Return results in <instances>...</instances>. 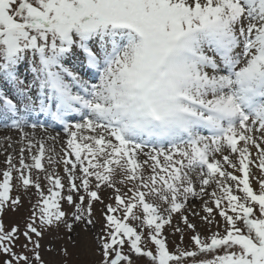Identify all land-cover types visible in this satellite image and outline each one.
<instances>
[{
	"label": "snow or ice",
	"instance_id": "obj_1",
	"mask_svg": "<svg viewBox=\"0 0 264 264\" xmlns=\"http://www.w3.org/2000/svg\"><path fill=\"white\" fill-rule=\"evenodd\" d=\"M0 117L20 136L0 215L36 196L23 230L0 220V264H44L46 232L95 227L96 204L98 264H264V0H0ZM53 126L59 157L35 137Z\"/></svg>",
	"mask_w": 264,
	"mask_h": 264
},
{
	"label": "rangeland",
	"instance_id": "obj_2",
	"mask_svg": "<svg viewBox=\"0 0 264 264\" xmlns=\"http://www.w3.org/2000/svg\"><path fill=\"white\" fill-rule=\"evenodd\" d=\"M23 70V69H22ZM28 131V129H26ZM53 134L59 133V136H62V139L53 143L52 141L46 142V149H54L53 155L59 157L62 155L61 149L63 146V141L66 139L65 134L59 129H50ZM11 144V147H9ZM20 148V136L19 133L10 127V129H2L0 131V172H2L7 165L5 160L8 154H12L14 157V163L18 161V153ZM35 152V149L33 150ZM253 155H255V149L252 150ZM49 152L46 151L45 156L47 157ZM25 158L27 163H31L29 154L25 152ZM219 158V157H217ZM45 168L51 169V166L47 163V159L44 161ZM55 170L61 176H63V165L57 164ZM252 173L254 176L258 177L260 175L259 169L255 166H252ZM33 177L37 175L36 171L33 170ZM239 175V173H236ZM15 177V173L13 174ZM41 177L43 173H39ZM2 178V177H0ZM250 181L254 189H258V184L255 179L250 177ZM15 179L13 183H15ZM43 184V180L41 181ZM46 190V186H45ZM211 191V188L208 189ZM13 196L18 194V190H13L11 193ZM102 197L105 200V203H108V198L113 195L112 191L105 189L101 192ZM22 205L16 211L6 210L2 215H0V220H2L6 229L10 228L12 225H17L23 230L24 221L31 212L32 203L35 202L36 196L34 190H30L28 194H22ZM205 199H208L206 196ZM199 199H190L188 201L187 207L192 208L195 206L199 209L200 206ZM103 205L96 204L94 206L93 218L96 220L95 227L88 228L85 230L84 225L76 224L72 229L71 233L67 229L61 226L59 229H53L46 232L44 238L41 240V258L44 261V264H98L100 257L96 251V241L95 236L100 231L101 228V209ZM64 209L67 210L68 206L65 204ZM192 220L197 225V230L202 234H207L208 225L202 224L198 217H191ZM216 220L219 221V216L216 217ZM179 221L178 216H174L173 225ZM221 223H223L221 221ZM212 230L216 231L217 228L215 224L212 225ZM223 229H220L222 231ZM192 233L186 231L183 236V242H181V237L179 233H174L172 227H165L164 236L167 238V246L170 250H175L177 245H180L184 248L191 247V237ZM71 237V238H69ZM18 243H23V237H21ZM17 252L22 251L19 247L16 249ZM30 255V254H29ZM4 259V257H0ZM138 264H146V261L138 262Z\"/></svg>",
	"mask_w": 264,
	"mask_h": 264
},
{
	"label": "bare ground",
	"instance_id": "obj_3",
	"mask_svg": "<svg viewBox=\"0 0 264 264\" xmlns=\"http://www.w3.org/2000/svg\"><path fill=\"white\" fill-rule=\"evenodd\" d=\"M46 119H48V118H46L42 114L39 116V121L40 122H44ZM7 124H8V122L5 119H2V117H0V131L2 129H5V130L10 129V126H6ZM52 128H56V127L55 126L49 127L48 130H47V132H45L44 130H42V129H40L38 127L36 129V131H35V137H36V139L39 140V139H41L43 137H46L48 134L55 135V134L52 133V131H50V129H52ZM28 131L31 132V129L29 128ZM60 139H62V136L61 135L59 136V140Z\"/></svg>",
	"mask_w": 264,
	"mask_h": 264
}]
</instances>
